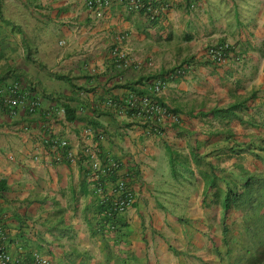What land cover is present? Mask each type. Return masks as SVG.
<instances>
[{
    "label": "crops",
    "instance_id": "0c3cea01",
    "mask_svg": "<svg viewBox=\"0 0 264 264\" xmlns=\"http://www.w3.org/2000/svg\"><path fill=\"white\" fill-rule=\"evenodd\" d=\"M85 1L0 0V84L16 80L40 102L33 113L0 108L9 249L20 243L27 259L38 251L51 264H182L184 256L209 264L214 240L228 239L223 221L228 228L242 207L233 201L225 212L227 194L236 199L241 181L264 176V0H145L165 6L154 20L119 0L95 17ZM221 42L231 48L216 64L206 52ZM114 47L128 52L125 68L115 66ZM160 73L166 86L156 97L178 116L161 133L105 108ZM65 105L74 120L60 113ZM93 123L96 136L84 137ZM49 138L77 153L94 144L121 162L134 200L116 228L80 156L56 161Z\"/></svg>",
    "mask_w": 264,
    "mask_h": 264
},
{
    "label": "built area",
    "instance_id": "2783aa9c",
    "mask_svg": "<svg viewBox=\"0 0 264 264\" xmlns=\"http://www.w3.org/2000/svg\"><path fill=\"white\" fill-rule=\"evenodd\" d=\"M131 11H143L146 16L154 20L161 14L164 7L145 0H119ZM111 0H86V7L93 16L100 17L103 9L110 5ZM230 52V44L221 42L211 44L207 48V55L212 62L220 64L226 61ZM111 55L115 66L125 68L129 63L128 52L122 48L114 47ZM166 86V82L157 79L147 88V94H136L128 91L127 95L119 100L108 98L105 108L111 110L122 118L139 122L147 133L158 134L163 129L166 120L178 122V116L172 113L166 105L161 103L156 95ZM26 108L33 113L40 107L39 100L28 101L27 92L18 81L0 84V108L15 115L20 108ZM60 113L64 115V109ZM84 137H95L96 130L92 126L85 127ZM44 143L54 152L56 161H75L79 156L86 165L88 180L93 193L99 198L100 204L105 206L102 214L110 217V222L125 213L134 200V195L124 176L119 174L121 162L110 156L101 157L100 151L94 144H83L80 153L69 145L65 139L49 138ZM116 223H111L110 228H116ZM8 230L5 218L0 213V264H51L50 260L41 252L33 251L27 256L22 253L23 247L16 244L17 252L12 254L9 249Z\"/></svg>",
    "mask_w": 264,
    "mask_h": 264
},
{
    "label": "rangeland",
    "instance_id": "374dc122",
    "mask_svg": "<svg viewBox=\"0 0 264 264\" xmlns=\"http://www.w3.org/2000/svg\"><path fill=\"white\" fill-rule=\"evenodd\" d=\"M2 9L5 6H1ZM8 10H15L13 7L7 6ZM220 112L226 113V110L220 109ZM234 116H231L233 118ZM250 144L247 146V150H251ZM249 152V151H247ZM252 153H257L258 149L254 148ZM255 156H257L255 154ZM252 173H245L249 176ZM244 177V174H243ZM255 184H246V180L241 181L239 186L242 189L240 191H234L232 194L236 197L234 204L241 203L240 210L228 215V239L223 242L214 240L211 244V261L209 264H264V220L260 221L256 217V214L264 215V176L261 174L255 175ZM254 183V182H253ZM253 185V186H252ZM248 192L250 193V204L245 201ZM218 214H214L212 220H217ZM260 221V222H257ZM256 223V224H254ZM222 232V229H221ZM219 230H211V237L221 236ZM227 243V244H226ZM250 258V262L247 261L246 255ZM254 256L252 259L251 257ZM185 261L182 264H189L190 261H196L197 259H189L188 256H184ZM199 264H207L203 260L196 261Z\"/></svg>",
    "mask_w": 264,
    "mask_h": 264
},
{
    "label": "trees",
    "instance_id": "16d2710c",
    "mask_svg": "<svg viewBox=\"0 0 264 264\" xmlns=\"http://www.w3.org/2000/svg\"><path fill=\"white\" fill-rule=\"evenodd\" d=\"M231 48V47H230ZM162 76H164V73H160V74H156V75H149V76H146V77H142V78H140L139 80H138V82H135L134 83V85L135 86H130V88L132 87V89H130V91H133V92H135L136 94H139V95H141V94H147L148 93V90L145 88V83L147 84L148 82H149V80L150 79H160L159 77H162ZM16 81V80H15ZM140 85H142V87H140ZM27 92V91H26ZM27 100L28 101H33V100H35V99H31L29 96H28V93H27ZM63 109H64V112H65V117H66V119L67 120H70V121H72V120H74L75 119V117H74V115H73V113L75 112V110H73L70 106H68V105H65L64 107H62ZM72 113V114H71ZM92 125H94V126H92L95 130H96V127H95V124L93 123ZM91 126V125H90ZM264 150V149H263ZM257 177H255V176H249V177H247V180H246V184H249V185H251V183L252 184H255L256 182H255V179H256ZM254 182V183H253ZM1 183V182H0ZM253 186V185H252ZM242 189V188H241ZM247 196V198L248 199H246V203L247 204H250L249 202H251V200H250V193L248 192V194L246 195ZM233 201H235V199H233L232 197H231V192H230V194H227V196H226V198H225V200H224V202H223V210L226 212L228 209H229V207L232 205V203H233ZM105 209H106V207L105 206H103V205H101V210H100V212L102 213V211L104 210L105 211ZM256 217L257 218H259V220L260 221H263L264 220V215H260V214H256ZM106 219L108 220V221H110V217H106ZM119 221V219H118V217H116V219H114V221H112L113 223H116V222H118ZM260 221H257V222H260ZM254 224H256V223H254ZM223 235L226 237V235L228 234V228H227V226H225V222L223 221ZM227 244V243H226ZM245 254V253H244ZM246 255V254H245ZM246 257V259H247V261L248 262H250L249 260H250V258L246 255L245 256ZM254 256H252L251 257V259L253 258ZM253 264H256V263H253Z\"/></svg>",
    "mask_w": 264,
    "mask_h": 264
}]
</instances>
